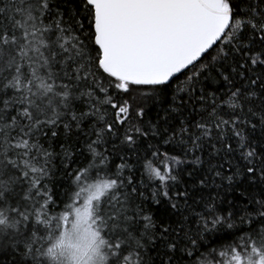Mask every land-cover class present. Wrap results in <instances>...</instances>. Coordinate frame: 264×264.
Returning a JSON list of instances; mask_svg holds the SVG:
<instances>
[{
    "label": "snow or ice",
    "instance_id": "snow-or-ice-1",
    "mask_svg": "<svg viewBox=\"0 0 264 264\" xmlns=\"http://www.w3.org/2000/svg\"><path fill=\"white\" fill-rule=\"evenodd\" d=\"M0 264H264V0H0Z\"/></svg>",
    "mask_w": 264,
    "mask_h": 264
}]
</instances>
